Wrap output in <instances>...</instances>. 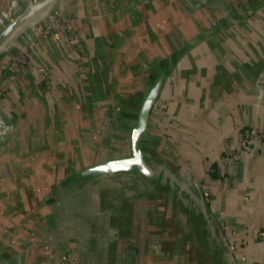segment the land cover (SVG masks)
<instances>
[{
    "label": "crops",
    "instance_id": "crops-1",
    "mask_svg": "<svg viewBox=\"0 0 264 264\" xmlns=\"http://www.w3.org/2000/svg\"><path fill=\"white\" fill-rule=\"evenodd\" d=\"M20 1L0 0V24ZM184 48L151 114L156 150L200 179L237 264H264V0H58L8 43L0 264H217L138 175L120 173L127 209L114 175L68 181L128 152L153 62Z\"/></svg>",
    "mask_w": 264,
    "mask_h": 264
},
{
    "label": "water",
    "instance_id": "water-1",
    "mask_svg": "<svg viewBox=\"0 0 264 264\" xmlns=\"http://www.w3.org/2000/svg\"><path fill=\"white\" fill-rule=\"evenodd\" d=\"M57 1L36 0L27 7L0 32V47L38 7L48 3L55 4ZM186 48L153 62L150 77L137 97L134 115H131L128 152L90 164L78 170L68 181L76 182L119 173L136 174L156 188L182 231L198 247L207 250L217 264H237L224 230L209 206L200 179L183 176L171 161L156 150L152 136V111L171 65Z\"/></svg>",
    "mask_w": 264,
    "mask_h": 264
},
{
    "label": "rangeland",
    "instance_id": "rangeland-1",
    "mask_svg": "<svg viewBox=\"0 0 264 264\" xmlns=\"http://www.w3.org/2000/svg\"><path fill=\"white\" fill-rule=\"evenodd\" d=\"M35 1L34 0H21L20 3L21 5L23 6V8H27L29 7V5H31L32 3H34ZM20 13H13L9 20L8 19H5L1 24H0V32L7 26V24L15 19ZM113 179L115 181H117L116 183H113L114 185V201H117L119 203V205L124 206L125 209H127V205L128 203L130 202V196L129 195H126L125 194V190L126 188L132 186L135 184V181L132 180V179H123V174H115ZM114 181V182H115ZM123 201V202H121ZM123 203V204H121Z\"/></svg>",
    "mask_w": 264,
    "mask_h": 264
},
{
    "label": "bare ground",
    "instance_id": "bare-ground-1",
    "mask_svg": "<svg viewBox=\"0 0 264 264\" xmlns=\"http://www.w3.org/2000/svg\"><path fill=\"white\" fill-rule=\"evenodd\" d=\"M53 3H48L38 7L32 14H30L19 27L4 41L0 47V52L10 43L20 32L27 28L33 27L36 23L41 21L53 6Z\"/></svg>",
    "mask_w": 264,
    "mask_h": 264
},
{
    "label": "built area",
    "instance_id": "built-area-1",
    "mask_svg": "<svg viewBox=\"0 0 264 264\" xmlns=\"http://www.w3.org/2000/svg\"><path fill=\"white\" fill-rule=\"evenodd\" d=\"M46 33H49L52 30H59L66 28L65 22L62 21H54V22H46L44 25ZM10 131V126L6 123V121L0 116V146L6 139L7 133ZM253 137L247 134L242 142L243 149H249L251 144L253 143Z\"/></svg>",
    "mask_w": 264,
    "mask_h": 264
}]
</instances>
